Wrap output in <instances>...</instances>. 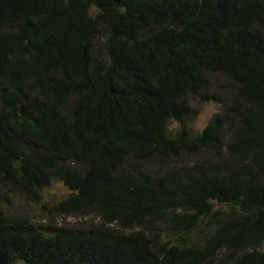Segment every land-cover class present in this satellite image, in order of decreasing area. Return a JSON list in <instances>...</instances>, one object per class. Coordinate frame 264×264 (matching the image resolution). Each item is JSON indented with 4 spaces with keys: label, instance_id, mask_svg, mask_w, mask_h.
<instances>
[{
    "label": "trees",
    "instance_id": "obj_1",
    "mask_svg": "<svg viewBox=\"0 0 264 264\" xmlns=\"http://www.w3.org/2000/svg\"><path fill=\"white\" fill-rule=\"evenodd\" d=\"M191 97L223 107L197 134ZM54 181V214L105 224L7 212ZM17 262L264 264V0H0V264Z\"/></svg>",
    "mask_w": 264,
    "mask_h": 264
},
{
    "label": "rangeland",
    "instance_id": "obj_2",
    "mask_svg": "<svg viewBox=\"0 0 264 264\" xmlns=\"http://www.w3.org/2000/svg\"><path fill=\"white\" fill-rule=\"evenodd\" d=\"M95 14V11H92ZM97 55L102 58H107L104 49V40L96 41ZM189 103L196 111L195 117L189 125L195 134L202 132L210 120L219 112L223 107L213 102H201L196 97H191ZM180 125L176 122H171L169 129L172 132H177ZM71 192L66 186L59 181H54L52 185L46 188L43 192L41 202H34L31 198L23 194H13L11 203H6L7 212L18 215L28 221L29 224L34 225L42 230L53 232L58 228H78L89 229L97 225L105 224L101 217L96 215L90 216H59L54 214L50 207L54 206L61 200L67 198ZM218 209L222 211L225 217L228 215V208L221 206ZM206 228H204L205 232ZM204 232L194 233L191 235L193 241L201 244L204 239ZM15 264H25L24 262H17Z\"/></svg>",
    "mask_w": 264,
    "mask_h": 264
}]
</instances>
